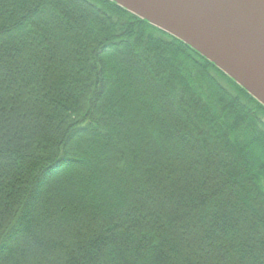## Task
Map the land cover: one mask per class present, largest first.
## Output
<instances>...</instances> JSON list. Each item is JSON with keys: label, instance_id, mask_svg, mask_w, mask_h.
<instances>
[{"label": "trees", "instance_id": "obj_1", "mask_svg": "<svg viewBox=\"0 0 264 264\" xmlns=\"http://www.w3.org/2000/svg\"><path fill=\"white\" fill-rule=\"evenodd\" d=\"M0 264H264V106L114 2L0 0Z\"/></svg>", "mask_w": 264, "mask_h": 264}, {"label": "water", "instance_id": "obj_2", "mask_svg": "<svg viewBox=\"0 0 264 264\" xmlns=\"http://www.w3.org/2000/svg\"><path fill=\"white\" fill-rule=\"evenodd\" d=\"M196 50L264 106V0H109Z\"/></svg>", "mask_w": 264, "mask_h": 264}, {"label": "rangeland", "instance_id": "obj_3", "mask_svg": "<svg viewBox=\"0 0 264 264\" xmlns=\"http://www.w3.org/2000/svg\"><path fill=\"white\" fill-rule=\"evenodd\" d=\"M54 214V209H52V210H50L49 211V213L46 215V216H44L46 219H48V218H50V217H52V215ZM54 216V215H53ZM93 228V227H92Z\"/></svg>", "mask_w": 264, "mask_h": 264}]
</instances>
